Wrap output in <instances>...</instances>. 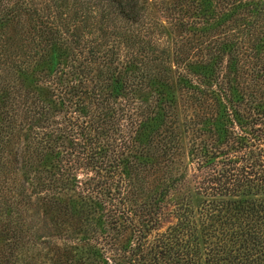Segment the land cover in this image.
<instances>
[{
    "label": "trees",
    "instance_id": "trees-1",
    "mask_svg": "<svg viewBox=\"0 0 264 264\" xmlns=\"http://www.w3.org/2000/svg\"><path fill=\"white\" fill-rule=\"evenodd\" d=\"M153 3L164 7L162 18L147 12ZM27 9L0 2V29L20 24ZM72 9L98 26L89 38L73 34L63 64L48 48L58 46L51 22L39 24L41 45L20 54L22 62L9 60L21 45L14 50L12 36L0 33V170L19 120L26 132L13 154L28 198L87 235L85 255L62 250L68 264H264V0H81ZM160 19L188 32L168 42ZM33 57L50 62L34 80ZM176 89L188 102L181 120ZM180 124L193 160L164 179ZM129 178L142 194L131 206ZM192 192L202 197L196 207ZM128 229L134 237L122 239Z\"/></svg>",
    "mask_w": 264,
    "mask_h": 264
},
{
    "label": "rangeland",
    "instance_id": "rangeland-1",
    "mask_svg": "<svg viewBox=\"0 0 264 264\" xmlns=\"http://www.w3.org/2000/svg\"><path fill=\"white\" fill-rule=\"evenodd\" d=\"M3 1L21 4L25 6V8H28V13L21 17V26L20 24L11 22L7 24L6 27L0 29L1 35L12 36L13 42L9 45L11 48L15 50L21 45V48L15 53L17 55L11 56L9 59L11 61L17 60L22 62L26 56H19L20 54L27 53V51H31L32 48L38 49L41 45V43L37 44L36 41L39 24L45 29L51 22V24H53V29L58 32V34L54 36V40L57 42L58 46L53 44L55 47L49 46L48 48L51 51L50 54L53 56V62L59 61L61 64L67 61L66 55H64L66 54V48L71 49L73 47L74 33L89 38L92 33L97 32L98 25L93 21L96 16L90 17L87 15V24H82L80 17L77 18L78 16H73L72 8L73 6L76 7L81 0H0V2ZM29 7L35 8V13L32 12L31 17L29 16ZM163 8L161 3H153L147 6V12L162 18L159 14H165L163 13ZM24 10L26 11V9ZM189 14H192V12ZM77 15L80 14L78 13ZM197 15L206 16L205 13L200 12H198ZM25 17H30L28 19L29 21H27ZM160 22L164 29H167L163 31L162 36L163 38L167 36L168 42L170 38L182 32H188L187 29H176V27L166 23L164 19H160ZM73 24L76 26L74 29ZM207 24H210V21H208ZM200 25H204V22L202 24L200 23ZM186 27L189 28L191 26ZM190 29L192 30V28ZM192 37L195 38L196 36ZM58 51L60 53L59 56L56 55ZM34 59L36 58H30L28 62L29 65L33 67L31 73L33 75L31 79L33 80L38 77L40 66L50 64V62H48V57H44L40 60L43 64H38ZM29 83L30 82H28L26 78L24 85L22 83V87L27 84L29 85ZM36 85L38 86V83ZM40 85L42 94H45L46 98L51 100L55 98L54 95L56 91L51 88L52 86L47 84ZM37 89L38 87L36 90ZM174 94L177 100L176 109L181 120V116L185 115L188 111V102L183 101L185 98L184 95L179 97L177 89ZM15 111L19 113V116L21 115L19 108H16ZM18 122H20V129L15 133L9 144L4 146V154L6 156L4 162L6 169L0 170V248L6 242L10 244L8 246L10 248L8 253H6L5 250L0 252V264H68V260L63 256L62 250L64 247L69 248L70 251L72 250L73 255L71 257L73 259L81 250L85 255L86 251H89V249L86 244L83 243L82 239L86 240L87 235L82 236L77 232L80 226H83L79 224L78 221L73 222V220L69 219L59 220V217H57L59 215L46 209V206L40 202L39 199V201L37 200V196H30L28 198L29 186L25 183L23 178L25 169L18 160L16 162L14 161V157H16V155L19 156L18 151L24 143L23 133L26 132L21 121L18 120ZM181 127L182 124H180L179 127L181 131L179 150L177 155L174 156L173 162L170 163L169 166L167 165L165 173L163 174L164 179L167 178L166 176H168V174L171 177H179L188 169V166L193 160L192 153H189L190 132L181 129ZM122 129L124 131L126 128L123 126ZM110 134L112 135V133ZM14 150L17 151L16 155L13 154ZM78 172L81 171L79 170ZM80 174L81 173H78V175ZM110 179H112L111 181L113 183L109 189L112 190L113 187H117L114 188L116 190H113L114 195L112 196H115L118 194H115L118 190L116 174H113ZM130 179L131 178L126 180L127 185L124 190V192H126L125 196L131 198L127 202L128 206H131L133 202H137L142 196L140 191L136 188L135 183ZM151 181V177L145 178L143 193L150 194L153 192L154 187L151 185ZM108 187L109 186H107V189ZM120 189L122 190V188ZM67 194H71V191ZM201 198L200 195L192 192L191 204L196 207L201 201ZM88 203L87 201V206ZM167 218L169 219V216H167ZM167 224L168 220H162L159 229H163ZM104 227L106 228V225H104ZM153 232L154 230L149 237H151ZM134 234L132 230H125L122 232V239H126L128 236L133 238ZM95 246L99 248L100 245L95 244ZM86 260L87 259H83L79 264H89Z\"/></svg>",
    "mask_w": 264,
    "mask_h": 264
}]
</instances>
